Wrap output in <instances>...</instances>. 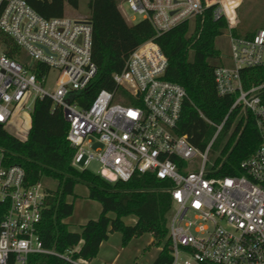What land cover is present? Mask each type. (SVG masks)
Here are the masks:
<instances>
[{
  "label": "built area",
  "instance_id": "2783aa9c",
  "mask_svg": "<svg viewBox=\"0 0 264 264\" xmlns=\"http://www.w3.org/2000/svg\"><path fill=\"white\" fill-rule=\"evenodd\" d=\"M126 3L133 14L150 22L155 36L203 10L202 0ZM221 14L226 15L218 6L214 18ZM0 32L30 57L19 61L0 49V123L8 122L26 96L33 103L47 96L68 124L72 166L88 170L95 161L96 174L110 182L134 173L165 181L172 208L167 222L169 260L161 264H264V80L245 88L241 78L243 69L264 68V28L244 36L229 30V63L215 66L214 82L218 95L234 100L221 122L206 119L214 133L203 150L176 131L187 93L165 78L167 57L153 38L132 50L122 69L112 74L118 89L102 88L87 104L83 92L97 73L89 16L64 12L45 18L26 0H0ZM33 62L47 70L36 69ZM51 71L56 72L55 88L48 90ZM236 109L230 133L240 117L250 116L259 142L234 173L220 174V151L214 160L209 151ZM47 195L42 179L30 182L23 166L6 163L0 148V264H27L32 254L90 264L75 255L81 242L64 253L44 247L37 226Z\"/></svg>",
  "mask_w": 264,
  "mask_h": 264
},
{
  "label": "trees",
  "instance_id": "16d2710c",
  "mask_svg": "<svg viewBox=\"0 0 264 264\" xmlns=\"http://www.w3.org/2000/svg\"><path fill=\"white\" fill-rule=\"evenodd\" d=\"M45 18L64 15L65 5L77 7L78 0H26ZM195 17L194 30L188 32V21L155 36L150 22L141 19L128 23L119 10L117 0H89V19L92 25L91 57L97 73L90 87L83 92L82 101L90 103L102 88L118 89L112 74L120 71L127 56L140 43L153 38L167 57L165 78L183 86L187 98L183 101L176 131L203 150L214 133V127L206 119L219 123L234 100L233 96L217 94L214 82L213 59L220 58L215 40L228 29L224 14L214 18L218 3L206 4ZM226 14L231 17L229 7ZM237 35L236 27L228 29ZM253 32L246 33L251 35ZM0 49L9 57L17 59L20 48L14 40L0 32ZM34 67L46 71L42 63ZM219 64H223L221 61ZM245 88L264 80V68H246L241 72ZM78 94V93H77ZM238 114V109L228 116L221 135L227 133ZM30 126L24 139L9 132L0 123V148L6 163L19 164L25 169L30 182L43 178L56 181V187L48 188V195L41 210L37 232L45 248L64 253L80 243L75 254L88 260L96 256L101 243L113 231H120L122 243L132 237L150 233L153 243L164 241L163 247L152 264L169 260L168 216L172 208L171 195L166 182L152 174H132L127 180L114 182L101 178L87 169L79 170L71 165L74 148L66 139L68 124L62 110L54 106L47 96L36 98L30 111ZM259 138L252 118L240 117L228 140L220 148L217 163L220 174L234 173L239 162L258 145ZM218 147V146H217ZM77 182L88 188L87 197L101 205L97 218L88 219L79 231L69 229L65 218L73 212V201L67 196L74 194ZM2 212V209H1ZM133 215L135 221L126 223L123 218ZM27 264H67L55 254H32Z\"/></svg>",
  "mask_w": 264,
  "mask_h": 264
},
{
  "label": "rangeland",
  "instance_id": "374dc122",
  "mask_svg": "<svg viewBox=\"0 0 264 264\" xmlns=\"http://www.w3.org/2000/svg\"><path fill=\"white\" fill-rule=\"evenodd\" d=\"M89 0H78L77 7L65 5V13L71 17H88L90 15V8L88 6ZM219 6H223L222 0H215ZM223 0L225 8L229 7L231 10V17L227 14L225 17L228 21V29L230 22L236 20L237 35L244 36L246 33L254 32L260 28H264V0ZM118 7L123 17L128 23H136L142 19L140 15L133 14L126 3V0H117ZM238 20V22H237ZM188 21V32L190 35L195 26V17ZM235 27V26H234ZM224 30V33L218 36L215 40V47L220 53V58L213 59V63L218 65L220 61L223 64L229 63V31ZM19 61H30V57L23 50L20 51ZM56 72L51 71L48 75L45 88L52 90L55 88ZM29 106L32 108L33 99L26 96L23 101L17 105L10 116L5 128L24 139L27 135L30 126V111L21 109V107ZM230 130L227 133L216 138L214 144L209 151V159L214 160L218 154V150L224 146ZM218 146V147H217ZM195 166V160L192 162ZM98 164L93 161L88 165V170L96 173ZM42 182L47 188L56 187V181L50 178H43ZM88 188L83 182H77L74 187V194L67 196L68 201H73V212L65 218L68 227L72 231H79L80 225L85 223L88 219H95L99 216L101 205L98 201L87 197ZM135 217L128 215L123 218L126 223H133ZM153 237L150 233H142L132 237L126 244L122 243V235L120 231H113L108 238L104 240L98 253L92 258L90 264H152L163 247L164 241L157 243L152 242Z\"/></svg>",
  "mask_w": 264,
  "mask_h": 264
},
{
  "label": "water",
  "instance_id": "95a60500",
  "mask_svg": "<svg viewBox=\"0 0 264 264\" xmlns=\"http://www.w3.org/2000/svg\"><path fill=\"white\" fill-rule=\"evenodd\" d=\"M235 24H236V20H233V21H231L230 22V27H234L235 26ZM70 99H71V97L70 98H68V102L70 101Z\"/></svg>",
  "mask_w": 264,
  "mask_h": 264
},
{
  "label": "bare ground",
  "instance_id": "6f19581e",
  "mask_svg": "<svg viewBox=\"0 0 264 264\" xmlns=\"http://www.w3.org/2000/svg\"><path fill=\"white\" fill-rule=\"evenodd\" d=\"M222 4H223L224 11H225V13H226V10H225V6H224V2H223V0H222Z\"/></svg>",
  "mask_w": 264,
  "mask_h": 264
},
{
  "label": "crops",
  "instance_id": "0c3cea01",
  "mask_svg": "<svg viewBox=\"0 0 264 264\" xmlns=\"http://www.w3.org/2000/svg\"><path fill=\"white\" fill-rule=\"evenodd\" d=\"M240 1H242V0H240ZM240 1H239V2H240ZM237 22H238V20H237ZM237 24H238V23L235 24V27H237ZM134 221H135V219H134Z\"/></svg>",
  "mask_w": 264,
  "mask_h": 264
},
{
  "label": "snow or ice",
  "instance_id": "6c2138e0",
  "mask_svg": "<svg viewBox=\"0 0 264 264\" xmlns=\"http://www.w3.org/2000/svg\"><path fill=\"white\" fill-rule=\"evenodd\" d=\"M130 115H131V113H130Z\"/></svg>",
  "mask_w": 264,
  "mask_h": 264
}]
</instances>
